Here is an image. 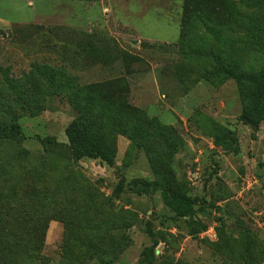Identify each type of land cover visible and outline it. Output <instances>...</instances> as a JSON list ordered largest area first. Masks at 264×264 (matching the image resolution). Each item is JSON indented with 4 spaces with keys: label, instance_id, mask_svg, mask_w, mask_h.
Listing matches in <instances>:
<instances>
[{
    "label": "rangeland",
    "instance_id": "obj_1",
    "mask_svg": "<svg viewBox=\"0 0 264 264\" xmlns=\"http://www.w3.org/2000/svg\"><path fill=\"white\" fill-rule=\"evenodd\" d=\"M30 1L0 0L4 264H264V121L227 73L264 67V0L184 24V0ZM72 122L111 165L72 155Z\"/></svg>",
    "mask_w": 264,
    "mask_h": 264
},
{
    "label": "trees",
    "instance_id": "obj_2",
    "mask_svg": "<svg viewBox=\"0 0 264 264\" xmlns=\"http://www.w3.org/2000/svg\"><path fill=\"white\" fill-rule=\"evenodd\" d=\"M214 1L215 0H184L182 24L187 21V18L192 17L194 13L198 14L208 10L206 7L209 3L214 4ZM190 14H192V16H190ZM227 73L231 77L239 81L248 82L253 86L252 103L242 112V121L253 126H256L260 122L264 121V67L258 72L227 71ZM19 133V127L17 125L0 123V139H18ZM65 133L71 153L75 158H99L105 161L108 165L112 164L111 157L108 154L102 152L91 139L87 138L76 122H72L66 128ZM140 185V192H142V190H147L148 185L146 182H140ZM173 199L174 201H181L175 197H173ZM182 204L184 205L183 207L185 209H189V205H185V202ZM170 206L175 211L179 212L180 207L175 205ZM0 226L2 227V223H0ZM2 232L3 229L1 228L0 233ZM16 244V236L11 237L4 235L0 237V262H3L4 264L16 253ZM150 255L151 254L148 252L145 253L141 262L143 264L151 263L149 258Z\"/></svg>",
    "mask_w": 264,
    "mask_h": 264
},
{
    "label": "crops",
    "instance_id": "obj_3",
    "mask_svg": "<svg viewBox=\"0 0 264 264\" xmlns=\"http://www.w3.org/2000/svg\"><path fill=\"white\" fill-rule=\"evenodd\" d=\"M58 2L54 1L50 3L51 8L49 12H87V0H65V2ZM27 6L32 7L33 3L27 0Z\"/></svg>",
    "mask_w": 264,
    "mask_h": 264
}]
</instances>
